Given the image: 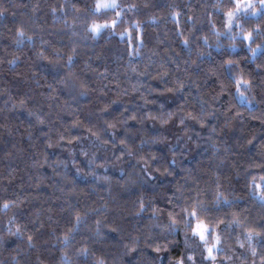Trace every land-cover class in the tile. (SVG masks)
<instances>
[{
	"label": "trees",
	"instance_id": "1",
	"mask_svg": "<svg viewBox=\"0 0 264 264\" xmlns=\"http://www.w3.org/2000/svg\"><path fill=\"white\" fill-rule=\"evenodd\" d=\"M95 4L0 0V264H177L192 208L264 264V12Z\"/></svg>",
	"mask_w": 264,
	"mask_h": 264
},
{
	"label": "snow or ice",
	"instance_id": "2",
	"mask_svg": "<svg viewBox=\"0 0 264 264\" xmlns=\"http://www.w3.org/2000/svg\"><path fill=\"white\" fill-rule=\"evenodd\" d=\"M259 3V10L256 7V4L253 3V0H234V7L230 10H228L225 13L226 21H225V28L228 29L229 34H231L232 27L239 26L240 20L239 17L244 15H256L258 11L264 12V0H258ZM118 5L116 3V0H96L95 8L97 11L100 9H114L117 8ZM134 7V6H131ZM117 18L120 17V13H116ZM118 23V19H112V20H104L102 23L93 22L89 27L92 30L93 33L98 34L101 29L103 28H115V26ZM136 27L139 28V23L134 22ZM20 35H23L22 30H18ZM234 38V37H232ZM245 39H248L251 41L252 34L247 33L245 34ZM187 42V41H185ZM253 53H255V49H252ZM71 60V58H69ZM246 84L247 81H244ZM237 88L241 86V79L236 80ZM180 87L182 88L183 85L181 84ZM195 119V117H193ZM183 119H181L180 123H183ZM63 139V137H61ZM123 143V141H121ZM130 154V153H129ZM256 187H261L260 185H257ZM261 199L264 200V191H261L260 193ZM7 202L5 203V207H7ZM143 207V205H141ZM186 212V216L184 218V225L186 228H189L193 234L194 237H198V239L203 242L204 247L207 250L208 257L211 259H215L213 256L214 249L218 250L217 246L220 243V235L215 233V230L213 227H211L208 223H206L203 219H201L195 208H192V210H184ZM171 216V213L169 214ZM77 220H79V217H77ZM178 222L173 219L172 224L170 227H174ZM18 230V229H17ZM212 236L215 240V243L209 246V237ZM29 241H31V237L28 238ZM67 239V237H65ZM251 239V237H249ZM192 257L189 256V260H191ZM102 264V262H101ZM178 264H183V261H179Z\"/></svg>",
	"mask_w": 264,
	"mask_h": 264
},
{
	"label": "rangeland",
	"instance_id": "3",
	"mask_svg": "<svg viewBox=\"0 0 264 264\" xmlns=\"http://www.w3.org/2000/svg\"><path fill=\"white\" fill-rule=\"evenodd\" d=\"M117 3V0H116ZM253 3L256 4L257 9L259 10L260 6L258 3V0H253ZM118 5V4H117ZM118 8V7H117ZM103 10H107V9H100L97 12H101ZM118 11L120 13L121 8H118ZM261 13V11H258V13L256 15L253 16H258ZM121 15V13H120ZM121 16L119 18H110V19H106V20H112V19H118V21L120 20ZM104 20H99L97 21L98 23H102ZM133 26L136 27L135 23H133ZM235 27V25L232 27V29ZM140 28V25H139ZM231 29V30H232ZM103 30H108L112 33L117 34L118 36L124 38V37H130L132 32V28H130L129 26H127L125 29L121 30V31H117L115 28H103L101 29V31L98 33L100 34ZM226 32L228 33V29H226ZM95 34V33H94ZM97 35V34H95ZM245 36V35H244ZM248 40V39H247ZM255 49V53H253V55L257 54L260 51L259 47L254 48ZM253 52V51H252ZM215 243V240L212 236L209 237V246H211L212 244ZM217 248L219 249V245L217 246ZM218 250L214 249L213 251V256L215 257V259H211L208 257L207 254V250L204 247L203 242H201L198 237H194L193 234H190L187 238H186V251H185V256L183 259H181L183 261V264H200V262H204V259H211L213 261L212 264H257L256 259L250 255H246L245 258L243 259H239V260H233L230 261L229 259L226 258H220L219 255H217ZM246 254H248V252H246ZM189 256L192 257L191 260H189ZM180 260V261H181ZM178 264V263H177Z\"/></svg>",
	"mask_w": 264,
	"mask_h": 264
}]
</instances>
